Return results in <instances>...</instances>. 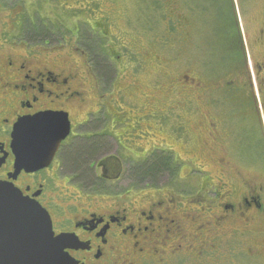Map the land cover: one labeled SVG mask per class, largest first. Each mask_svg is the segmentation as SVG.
<instances>
[{"label":"rangeland","instance_id":"rangeland-1","mask_svg":"<svg viewBox=\"0 0 264 264\" xmlns=\"http://www.w3.org/2000/svg\"><path fill=\"white\" fill-rule=\"evenodd\" d=\"M263 1L0 0V45L42 53V64L49 63V68L56 58L64 61L66 75L75 78V89L85 100L72 111L74 128L67 143L89 137L99 146L88 179L81 171L74 172L80 166L74 171L66 167L62 154L67 150L49 169L37 172L34 180L43 185L47 207L61 219H71L75 206L102 204L100 195L108 196L106 200H112L118 211L160 200V207L170 213L168 218L177 219L183 230L178 240L161 236L160 244H151L142 253L119 245L109 264H264V252L252 257V248L264 242V223L250 224L253 233L247 242L246 234L237 235L242 244L240 238L230 237L234 229L245 228L237 219L224 223L222 242H208L196 229L206 221L202 206L208 199L212 203L206 213L213 222L222 202L220 192L224 201L231 200L238 190L259 184L257 174L263 163L259 145H252L250 153L249 146L228 144L229 136L244 139L243 123H236L234 134H219L224 137L220 143L201 137L199 114L209 106L203 96L195 100L199 93L190 89L188 81L191 76L195 84L204 82L206 74L216 80L229 69L223 61L237 29L239 52L247 60L246 72L256 90L254 68L263 62L262 48H258L264 42L260 32ZM224 16L230 18L231 30L225 31L219 22ZM191 99L194 109L189 108ZM151 157L166 158L169 170L156 180H133L131 169L146 165ZM101 166L109 171L108 182L99 179ZM205 243L215 244L214 250ZM198 251L203 252L201 256Z\"/></svg>","mask_w":264,"mask_h":264},{"label":"flooded vegetation","instance_id":"flooded-vegetation-1","mask_svg":"<svg viewBox=\"0 0 264 264\" xmlns=\"http://www.w3.org/2000/svg\"><path fill=\"white\" fill-rule=\"evenodd\" d=\"M262 5L264 18V1ZM174 28L180 34L183 32L178 23H175ZM260 32L264 39V19ZM231 39H233L230 45L231 49L229 54L226 53L227 59L223 61L230 69H228L229 74L226 70L216 80H210L206 74V80L197 84H195L194 78L191 76L188 78L190 89L199 93L195 100L203 96V100L209 106L199 114L203 123L201 137L212 143H217L233 133L236 123H243L246 127L244 139L238 138V135L236 138L229 136L228 144L234 142L238 147L249 146L250 153L252 145H256V148L259 145L260 156L258 157L262 160L263 165L262 171L257 174L261 182L249 186L248 190L244 192L238 190L239 194L236 192L235 196H231L234 203L231 202V197V200L224 201L226 197L223 192H220L218 198H222V202L218 204V213L213 216V222L210 218L208 219L206 213L211 208L210 199L202 206L205 210L203 214L206 216V221L196 229L200 230L208 242H214L216 239L218 242H222L225 235L220 233H223L224 223L229 224L236 219L239 220L237 222L243 224L245 228L241 227L242 231L234 229L233 235L230 237L240 238L237 235L244 233L245 236L241 235L244 236V241L249 239L253 233V230L250 229L252 222L264 223V150L261 149L264 148V42L262 47L258 46L263 51V62L254 68L253 81L256 90H253L252 79H250L248 71L246 72L247 60L239 52L241 38L234 33ZM4 40L2 39V42H9ZM7 45H0V183L12 184L23 196L37 201L49 213L54 236H66L70 240L64 253L72 259L73 264H109L110 255L112 256L118 250L119 245L128 246L130 249L137 248V252L142 253L144 248L151 247V244H160L157 242L161 236L174 237L175 240L183 236V230L177 223V219L168 218L170 213L160 207L163 205L160 200L153 204L142 201L138 205H132L130 209L123 208L118 211L113 209L112 200H106L108 196L100 195L102 204H93L92 206H96L94 208L87 206L91 207L89 209L75 206L74 216L71 219H61L57 212L51 211V208L47 207L48 201L43 198V185L41 183L36 185V180H34V176L38 173L21 172L19 175L13 176L14 156L10 144L15 123L22 118L43 112H63L68 115L71 131L68 138L60 145L53 164L57 157L60 158L63 152L71 148V142L67 143L74 128L71 114L72 111L78 109L81 103H85V100L81 97V92L75 89L78 87V85H74L75 78L66 75L62 66L63 60L56 58L51 62L49 68L47 66L49 63L42 64L43 61L39 57V54L42 53H27L23 47L8 43ZM207 94L209 96L212 94L214 98H208ZM190 104L192 107L189 108L194 109L193 99L190 100ZM187 133L189 136V131ZM219 134L224 136L223 139L219 138ZM203 144L207 145V142L203 141ZM101 169L103 178H99L100 181L108 182L109 179L106 178L109 177V171L104 166H101ZM93 189L98 190L97 187ZM107 191L108 189H105L104 192ZM218 202L220 200L217 199ZM61 210L59 209V211ZM165 220H168L170 224H163L162 222ZM262 231L264 232V230ZM240 239V244H242V238ZM228 241L225 239L223 242L227 243ZM214 245L210 246L209 243H205V246L213 250ZM218 246L220 247V245ZM256 248H260V250H256ZM256 248H252L253 251L255 250L252 257H257L264 252V242ZM208 253H211V250ZM204 254L207 256L206 252ZM259 260L262 263L261 258Z\"/></svg>","mask_w":264,"mask_h":264},{"label":"water","instance_id":"water-1","mask_svg":"<svg viewBox=\"0 0 264 264\" xmlns=\"http://www.w3.org/2000/svg\"><path fill=\"white\" fill-rule=\"evenodd\" d=\"M71 131L68 115L43 112L18 120L11 133L13 176L47 169ZM69 238L54 236L49 213L12 184L0 183V264H73Z\"/></svg>","mask_w":264,"mask_h":264},{"label":"trees","instance_id":"trees-1","mask_svg":"<svg viewBox=\"0 0 264 264\" xmlns=\"http://www.w3.org/2000/svg\"><path fill=\"white\" fill-rule=\"evenodd\" d=\"M231 18H234V16L232 15ZM219 22H221L222 26L225 27V31L231 30L230 28L233 24L231 23L230 18L224 16V19H219ZM236 30L234 31V33H237L236 35H238L239 31ZM91 139L93 138L87 137L86 139L77 142V144H72L73 142H71V148L66 151L65 155L62 154V161L64 162L66 167H69L71 168V170H73V168L75 169L77 168V166H80V170L78 169L76 171H73L76 173H79L81 171L83 176H85L87 179L92 176L94 166L92 160L94 158V155L96 154L94 152L99 149V146L96 144V142L90 141ZM166 161V158L153 159V157H151V159L146 161V165L137 166L138 168L133 167V169H131V175H133V180L137 182H142L144 180H156L160 177V175L163 174V172L169 170Z\"/></svg>","mask_w":264,"mask_h":264}]
</instances>
